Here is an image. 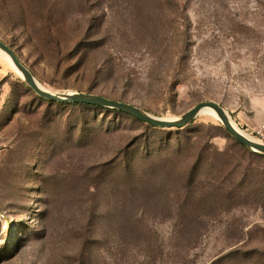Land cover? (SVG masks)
<instances>
[{
    "label": "rangeland",
    "instance_id": "obj_1",
    "mask_svg": "<svg viewBox=\"0 0 264 264\" xmlns=\"http://www.w3.org/2000/svg\"><path fill=\"white\" fill-rule=\"evenodd\" d=\"M0 41L53 92L264 127V0H0ZM217 127L49 103L0 58V264H264L261 206L202 196L214 160L186 143L213 158Z\"/></svg>",
    "mask_w": 264,
    "mask_h": 264
},
{
    "label": "trees",
    "instance_id": "obj_2",
    "mask_svg": "<svg viewBox=\"0 0 264 264\" xmlns=\"http://www.w3.org/2000/svg\"><path fill=\"white\" fill-rule=\"evenodd\" d=\"M29 88L32 89L31 87ZM113 101L121 102L118 100ZM48 102L57 103L53 101ZM121 103L129 104L126 102ZM57 104L74 108L85 107L89 109L110 111V113L133 118L134 120L148 126L153 130L162 129L155 128L133 116L118 110L85 104ZM216 129L219 132H223V135L229 139V146L224 152H217L213 158L209 157L208 150L205 147L200 146L204 144L201 140L203 130H200L201 132L195 137L196 140L200 139L199 142H193V139H189V141L186 143L189 149H191V147L197 146L195 151L198 152L197 156H199L198 159L201 161L200 169L211 166L209 165L210 160H214V165H212L214 171L211 173H203L205 185L203 186L202 196H205L206 200L209 199L210 202L214 204L221 202L222 204H228L229 208H235L241 206L244 203L248 204V202H254L253 204L261 206V208L264 210V156L254 153L245 146L241 145L227 130L218 127L215 128V130ZM181 142L182 141L178 142V147L182 145ZM190 168L191 167H186V171H188ZM246 177L250 178L248 183ZM194 179L195 178H191L190 182L192 183ZM241 193H244V196H242Z\"/></svg>",
    "mask_w": 264,
    "mask_h": 264
},
{
    "label": "water",
    "instance_id": "obj_3",
    "mask_svg": "<svg viewBox=\"0 0 264 264\" xmlns=\"http://www.w3.org/2000/svg\"><path fill=\"white\" fill-rule=\"evenodd\" d=\"M0 50H2L5 54H7L10 57L13 65L22 74L21 77L26 82V84L29 87H31L39 97L45 100L53 101L57 103H63V104L95 105L107 109L118 110L130 116H133L138 120L145 122L155 128H162V129H183L186 126H188L190 123L194 122V120L200 115L203 109L209 108L218 113L220 120L224 125L225 129L241 145L245 146L254 153L264 156V145L251 140L248 136L245 135L243 131L242 133L238 131L230 121V117L228 116V113L224 110V108H222L218 104L209 103V102L202 103L196 106L188 113H186L184 116L180 118L168 120V119L154 117L149 113L132 105L109 100L98 95L75 92V91H66L63 93L51 92L44 90L40 87V84L33 75V73L30 71V69H28L26 65L22 63L20 58L16 55V53L10 46L0 41Z\"/></svg>",
    "mask_w": 264,
    "mask_h": 264
},
{
    "label": "bare ground",
    "instance_id": "obj_4",
    "mask_svg": "<svg viewBox=\"0 0 264 264\" xmlns=\"http://www.w3.org/2000/svg\"><path fill=\"white\" fill-rule=\"evenodd\" d=\"M0 58L1 59H3L17 74H19L20 76H22V74L19 72V70L13 65V63H12V61H11V59H10V57L7 55V54H5L2 50H0ZM40 84V83H39ZM40 87L42 88V89H44V90H47V91H50V90H48L47 88H45L44 86H42L41 84H40ZM51 92H53V91H51ZM207 116V117H210V118H213V119H215V120H217V121H221L220 120V117H219V115H218V113L216 112V111H214V110H212V109H209V108H205V109H203L202 111H201V113H200V116ZM229 116V115H228ZM230 117V116H229ZM168 120L170 119H175V118H167ZM230 121L232 122V124L234 125V127L238 130V131H240L241 133H242V130H240V128L236 125V123L232 120V118L230 117ZM246 135V134H245ZM246 136H248V135H246ZM249 137V136H248ZM250 138V137H249ZM251 140H253V141H255L254 139H252V138H250Z\"/></svg>",
    "mask_w": 264,
    "mask_h": 264
},
{
    "label": "built area",
    "instance_id": "obj_5",
    "mask_svg": "<svg viewBox=\"0 0 264 264\" xmlns=\"http://www.w3.org/2000/svg\"><path fill=\"white\" fill-rule=\"evenodd\" d=\"M248 133H245L248 135L250 138L254 139L256 142L264 145V127H261L259 129H256L252 132L246 131Z\"/></svg>",
    "mask_w": 264,
    "mask_h": 264
}]
</instances>
